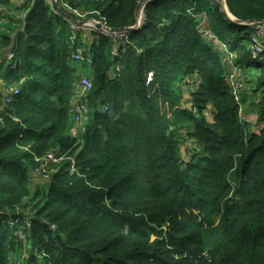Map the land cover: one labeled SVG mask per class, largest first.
<instances>
[{"label":"trees","instance_id":"obj_1","mask_svg":"<svg viewBox=\"0 0 264 264\" xmlns=\"http://www.w3.org/2000/svg\"><path fill=\"white\" fill-rule=\"evenodd\" d=\"M139 1L58 4L122 27ZM212 1L150 0L123 45L72 30L47 0L32 1L13 36L0 31V264H264V51L254 57L251 27ZM225 2L235 18L264 20V0ZM229 61L248 86L239 102ZM86 66L89 118L73 136ZM248 102L257 130L240 113ZM48 152L73 156L75 172L61 161L33 181Z\"/></svg>","mask_w":264,"mask_h":264},{"label":"built area","instance_id":"obj_2","mask_svg":"<svg viewBox=\"0 0 264 264\" xmlns=\"http://www.w3.org/2000/svg\"><path fill=\"white\" fill-rule=\"evenodd\" d=\"M212 1V0H211ZM218 1V0H215ZM213 2V1H212ZM67 6V5H66ZM69 9H71L69 7ZM6 15L5 10L3 7L0 5V25L4 21V16ZM144 14H142L141 18V23L143 21ZM140 23V25H141ZM139 25V27H140ZM251 27V32H250V44H251V49H252V55L254 57L259 56L260 53L263 52L264 50V20L259 21L256 23H251L249 25ZM71 28L72 30H95L94 26L92 25H78L71 23ZM101 32V31H99ZM103 33V32H101ZM128 32H122V33H117V34H107L103 33L106 35H111L117 45L119 44H125L128 39ZM263 37V38H262ZM87 51V49L83 46H77L75 49V52L73 53V59L76 62H79L80 60H83L84 58V52ZM114 54H116V50L114 51ZM13 53L11 51H7L4 53V58L6 59H12L13 58ZM119 66H116L115 69L117 70ZM111 75L113 76L114 73L112 71ZM234 77V75H230V86L232 87V93L234 95V98L237 102H239L240 95H239V86H236V84L232 83L233 81L231 80ZM77 93L75 94V97H73L72 102H71V107H70V113L71 117L74 123V128L71 129V134L73 136L77 135V129L81 132H85V124L88 121V113H89V97L88 94L92 88L91 80L89 75L87 74H78V80H77ZM190 88V86H189ZM19 92L18 87H11L10 89L5 90L4 94V101L6 103H9L13 100L14 96L17 95ZM35 161L37 162V167L36 170L38 172L39 176H46L47 172L50 173L51 170V165L57 164L61 161H66L67 166L65 169L69 171L70 174L75 172L76 166H75V160L73 156H64V155H55L54 152H48L45 156L43 157H35ZM44 164V165H43ZM45 173V174H43ZM14 221H18V219H15Z\"/></svg>","mask_w":264,"mask_h":264},{"label":"rangeland","instance_id":"obj_3","mask_svg":"<svg viewBox=\"0 0 264 264\" xmlns=\"http://www.w3.org/2000/svg\"><path fill=\"white\" fill-rule=\"evenodd\" d=\"M66 6V5H65ZM67 7V6H66ZM71 8V7H70ZM72 9V8H71ZM90 8H86V10H84V9H81V8H73V11H74V13L76 14V16L77 17H80V19L79 20H85V19H83V18H86V17H88L89 15H91V14H93L94 12H95V10H92V9H90ZM223 10V9H222ZM205 16L204 15H202V19H203V21H202V23H204L205 22V18H204ZM205 33V35H207V36H209V37H213V35L209 32V31H205L204 32ZM84 36L82 35V38H83ZM263 37H264V35H263ZM262 37V38H263ZM214 41H213V43L215 44V45H217V53H220V51H222V50H224V52L226 53V51H225V47H224V45L223 44H221L217 39H213ZM223 52V51H222ZM223 52V53H224ZM229 64H230V75H234V77L231 79L233 82L232 83H234V84H236V86H239V91H240V93L241 92H243V91H245V90H247V85L245 84V82H244V80H242L241 81V79H239V74H240V72H238L237 70H235L236 69V67L234 68V67H232V63L229 61L228 62ZM78 73L79 74H89L90 73V71H89V66H86V67H84L83 69H79L78 70ZM230 75H229V77H230ZM177 78H178V80L176 81V83L178 84V88L176 87V89L177 90H179L180 92H182L183 93V95H184V97H187V94H188V85H187V83H184L185 81H186V79H185V77L183 78L182 77V73H180V75H178L177 76ZM183 83H184V85H183ZM250 87V86H249ZM246 92V91H245ZM243 94V93H242ZM182 95V94H181ZM182 95V96H183ZM183 97V98H184ZM250 97L251 98H253V95H250ZM185 99V98H184ZM245 107H246V109L248 110V112H244L245 110ZM248 107V108H247ZM249 107H250V104H249V102H248V104H245V105H241L240 106V113L242 114V118L243 119H246V120H248L249 122H251V124H250V126H251V129L252 130H257L258 129V127L256 126L257 124H256V116L255 115H253L252 113H253V111L252 110H249ZM246 113V114H245ZM208 115H209V112L207 113ZM72 118V117H71ZM73 121V120H72ZM78 132H79V130L77 129V135H78ZM186 145H187V147H188V149H191V147H192V145L189 143V142H187L186 143ZM182 148H184L185 147V145H182L181 146ZM183 150H186V149H183ZM184 158H186V156H184ZM44 165V164H43ZM43 174H45V173H43ZM49 172H47V174H46V176L44 175V176H42V177H44V178H49L48 176H49ZM31 175H33L32 177H37L36 175H38V172H37V170H36V167H33L32 168V170H31ZM43 187H45V186H43ZM20 234H22V232H20ZM14 264H17L18 263V259L17 258H15L14 260Z\"/></svg>","mask_w":264,"mask_h":264},{"label":"water","instance_id":"obj_4","mask_svg":"<svg viewBox=\"0 0 264 264\" xmlns=\"http://www.w3.org/2000/svg\"><path fill=\"white\" fill-rule=\"evenodd\" d=\"M150 1V0H140L135 8V23L134 25L131 26H122V27H109L102 23L99 20L95 19H85V20H79L74 18L73 16L69 15L66 13L58 4V0H47V2L50 4L51 8L55 13H57L60 16L65 17L67 20H69L71 23L78 24V25H92L95 27V29L107 33V34H117V33H122V32H130L135 29H137L141 23V18L143 14V9L145 7V4ZM221 7L224 15L231 21L238 23V24H243V25H250L251 23H256L259 22L258 20H240L238 18H235L228 10L227 5L225 0H221Z\"/></svg>","mask_w":264,"mask_h":264},{"label":"crops","instance_id":"obj_5","mask_svg":"<svg viewBox=\"0 0 264 264\" xmlns=\"http://www.w3.org/2000/svg\"><path fill=\"white\" fill-rule=\"evenodd\" d=\"M32 1L33 0H28V1L27 0H3V3H0V5L5 10L6 15L4 16L3 23L0 25V29H1L0 31H5L9 33L11 36H13L16 32V31H12L13 27H17V26L19 27V25L22 24L24 15L29 9V7L31 6ZM10 17L15 18V20L10 22L11 21ZM0 86H2V80H0ZM73 128H74V123L71 129ZM32 180L37 183L39 182L38 177H32Z\"/></svg>","mask_w":264,"mask_h":264},{"label":"bare ground","instance_id":"obj_6","mask_svg":"<svg viewBox=\"0 0 264 264\" xmlns=\"http://www.w3.org/2000/svg\"><path fill=\"white\" fill-rule=\"evenodd\" d=\"M264 51V50H263Z\"/></svg>","mask_w":264,"mask_h":264}]
</instances>
